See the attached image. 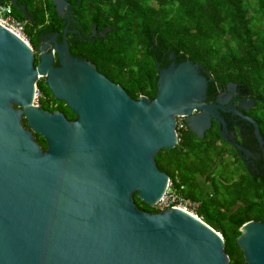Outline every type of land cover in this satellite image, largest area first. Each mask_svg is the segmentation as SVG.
<instances>
[{"label":"water","instance_id":"water-1","mask_svg":"<svg viewBox=\"0 0 264 264\" xmlns=\"http://www.w3.org/2000/svg\"><path fill=\"white\" fill-rule=\"evenodd\" d=\"M6 1L26 18L22 5ZM49 1L63 16L67 2ZM65 35L61 45L51 37L50 50L38 43L34 66L31 47L0 26V264H230L222 236L196 215L141 211L133 194L150 208L163 195L168 177L154 156L177 144L176 119L197 139L214 120L221 140L264 185L257 124L230 102L222 107L225 99L212 103L211 78L179 54L156 65L154 98L133 100L72 58ZM40 78L73 120L33 104ZM238 232L240 264H264V222L248 221Z\"/></svg>","mask_w":264,"mask_h":264},{"label":"trees","instance_id":"trees-1","mask_svg":"<svg viewBox=\"0 0 264 264\" xmlns=\"http://www.w3.org/2000/svg\"><path fill=\"white\" fill-rule=\"evenodd\" d=\"M71 2L77 3V19L87 33L92 23L109 27L96 43L76 44L96 71L121 87L129 98H154L156 65L164 68L168 64L161 60L162 52L173 57L179 54L198 64L211 78L212 86L232 83L254 99L251 116L264 141V0ZM16 3L24 7L26 18L9 3L13 15L24 23V36L35 49L41 34L57 29L59 18L49 0ZM35 87L40 109L52 112L63 106L52 99L42 79ZM21 123L25 126L24 119ZM176 134L177 144L154 156L157 169L167 175L181 197L196 204L194 214L222 236L229 263H242L235 239L244 223L264 222V185L246 172L235 150L221 140L215 128L197 139L180 121V126L176 122ZM34 140L41 150L45 149L43 139L34 135ZM225 157L241 164L246 176L219 180L217 186L212 173L217 161L222 164ZM207 187L211 190L204 189ZM133 201L141 211H156L138 201L135 193Z\"/></svg>","mask_w":264,"mask_h":264},{"label":"flooded vegetation","instance_id":"flooded-vegetation-1","mask_svg":"<svg viewBox=\"0 0 264 264\" xmlns=\"http://www.w3.org/2000/svg\"><path fill=\"white\" fill-rule=\"evenodd\" d=\"M65 1L67 2V9H64V12L62 14L63 16L58 17L59 21L57 23V29L54 31H51V32L41 34L39 36L40 40L38 43H43V42L47 43V41H49L50 38L52 37L53 43H55L57 45H61L62 44L61 33L63 31H65L66 32L65 41L67 44L68 54L72 58H75L77 60L85 61V62L92 64L88 59H86L83 56V54L80 51V46L77 44H81V46H85V45L87 46V42H90V44L96 43L97 38L98 37L102 38L104 36V34L109 30V27L99 28L96 23H92L91 28H90L89 32L87 33L84 29V25L81 24L80 19H77V16H76L77 3H73V2H71V0H65ZM86 13H87V11H86ZM53 43H51V42L47 43L48 44V50H50L52 48ZM31 49L33 51V65L35 66L36 65V53H35L36 48L33 49L31 47ZM170 55H172V54L171 53L167 54L165 52H162L160 58H161V60L163 59L167 63H169L174 58L173 55H172V57ZM52 56H53L52 67L57 68L59 66V64H58V62L55 58V55L53 53H52ZM93 67H94V65H93ZM201 72L203 73V71H201ZM206 77L209 78L208 76H206ZM40 79H42V81H44L43 78H40ZM213 87L216 91V94L213 96L212 103L215 104L216 99H225L226 101L222 107L226 106L230 102V106L232 109L242 113L245 117H249L253 120L251 115H252V109L254 107V99L252 97H250L246 92H244V90H241L239 88V86H237V85H236V87L239 88L240 91L237 92V88H235V90L232 93L228 92L227 88H225V85L219 86L216 84ZM251 100H253V104L252 105H246L247 102H249ZM63 106L60 109L54 110V111L61 113L65 117L66 120H73L75 118V116L66 107H63ZM244 106L246 107V109L243 108ZM64 108H66L67 110ZM67 111L69 113H67ZM71 115H73V116H71ZM180 121L183 122V119H180ZM184 127H186L185 124H184ZM213 128H215V130H216V122L211 119L210 128L204 132V135L206 132H208L210 129H213ZM204 135H203V137H204ZM227 146H229V145H227ZM232 159L233 158H231L230 160H232ZM256 176L257 175H252V177H256Z\"/></svg>","mask_w":264,"mask_h":264},{"label":"built area","instance_id":"built-area-1","mask_svg":"<svg viewBox=\"0 0 264 264\" xmlns=\"http://www.w3.org/2000/svg\"><path fill=\"white\" fill-rule=\"evenodd\" d=\"M12 13V8L9 3H0V26L14 34L27 45H29L28 40L23 33L24 23L22 21L16 20ZM33 104L35 106H38L36 90L34 91ZM179 189H181V187H179ZM195 207L196 204L184 199L176 192L172 182L168 178L163 195L153 205L152 208L156 210L155 212L162 211L168 208L179 209L188 214L193 215L192 212Z\"/></svg>","mask_w":264,"mask_h":264},{"label":"rangeland","instance_id":"rangeland-1","mask_svg":"<svg viewBox=\"0 0 264 264\" xmlns=\"http://www.w3.org/2000/svg\"><path fill=\"white\" fill-rule=\"evenodd\" d=\"M3 2L5 3V0ZM36 95H37V98H38L39 94H38L37 90H36ZM67 113H69V112L67 111ZM176 122L180 126V119H176ZM222 148H223V146H222ZM224 149L226 150V152L227 151L229 152L228 147H224ZM224 161L225 162H223L222 164H219V161H217L216 166L214 168L215 170L212 173V178H213V181H214L213 183L215 185L218 186V184H219L218 181L219 180L221 181L222 179L235 180V179H238V178H240L242 176H246L245 170L241 166V164L235 163V162L232 163L231 160H229V159L227 160L226 157H225ZM210 188H211V186H210ZM210 188L207 187V188H204V189L205 190H209ZM192 213H193V215H195L194 211Z\"/></svg>","mask_w":264,"mask_h":264},{"label":"clouds","instance_id":"clouds-1","mask_svg":"<svg viewBox=\"0 0 264 264\" xmlns=\"http://www.w3.org/2000/svg\"><path fill=\"white\" fill-rule=\"evenodd\" d=\"M3 2V1H2ZM29 44V43H28ZM30 46V45H29Z\"/></svg>","mask_w":264,"mask_h":264}]
</instances>
